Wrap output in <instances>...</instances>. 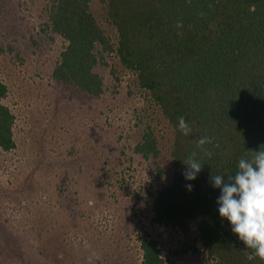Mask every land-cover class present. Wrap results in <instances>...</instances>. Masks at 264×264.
Instances as JSON below:
<instances>
[{"label": "rangeland", "instance_id": "rangeland-1", "mask_svg": "<svg viewBox=\"0 0 264 264\" xmlns=\"http://www.w3.org/2000/svg\"><path fill=\"white\" fill-rule=\"evenodd\" d=\"M52 4L0 0V77L15 141L0 147V264H144L145 237L166 264H215L193 245L194 228L153 221L154 195L172 178L173 130L137 75L104 51L99 96L53 78L67 42L51 28ZM90 9L115 41L105 4ZM146 133L157 156L135 150Z\"/></svg>", "mask_w": 264, "mask_h": 264}, {"label": "trees", "instance_id": "trees-1", "mask_svg": "<svg viewBox=\"0 0 264 264\" xmlns=\"http://www.w3.org/2000/svg\"><path fill=\"white\" fill-rule=\"evenodd\" d=\"M93 1L53 0L50 25L67 42L53 78L99 96L103 79L95 67L104 51L115 53L173 130L172 178L154 195L153 221L183 234L194 228L193 245L199 241L215 264H264L221 218L220 189L210 183L212 174L233 176L249 150L264 147V0H99L115 41L92 13ZM7 93L0 77V147L9 151L15 141ZM180 117L192 129L188 136ZM202 137L214 138L205 146L212 155L188 181L183 162ZM135 150L157 156L156 138L146 133ZM140 248L144 264H166L154 238H143Z\"/></svg>", "mask_w": 264, "mask_h": 264}, {"label": "clouds", "instance_id": "clouds-1", "mask_svg": "<svg viewBox=\"0 0 264 264\" xmlns=\"http://www.w3.org/2000/svg\"><path fill=\"white\" fill-rule=\"evenodd\" d=\"M178 127L181 133L188 136L192 129L184 117H180ZM214 138L202 137L196 141L194 150L183 173L188 181H193L201 172L205 156L211 157L212 152L205 146L211 144ZM250 157L238 161L237 171L233 176L225 178L216 174L210 177V183L220 189L218 211L221 218L231 223L232 232L253 250V255L264 260V147L259 151H251ZM189 191L192 185H187Z\"/></svg>", "mask_w": 264, "mask_h": 264}]
</instances>
